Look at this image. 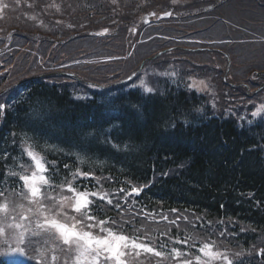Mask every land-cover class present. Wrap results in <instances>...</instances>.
I'll return each instance as SVG.
<instances>
[{
	"label": "trees",
	"instance_id": "1",
	"mask_svg": "<svg viewBox=\"0 0 264 264\" xmlns=\"http://www.w3.org/2000/svg\"><path fill=\"white\" fill-rule=\"evenodd\" d=\"M126 1L107 3L101 0V4H97L95 0H78V6L68 14L81 26L91 24L97 28L101 25L103 30H108L114 43H122L121 47L128 50L132 44L131 27L137 24V15L145 9L146 0ZM156 1L162 8L174 5L182 9L184 17L189 15V12L201 16L212 9L218 13L228 9L226 18L232 21H235L238 15L234 7L223 9L226 4L221 0ZM194 1L198 4L197 8L189 9V4ZM69 2L73 6L75 0ZM185 8L188 9L184 11ZM78 24L68 23L52 30L60 37L54 40V45L49 43L53 46L51 57L52 60L54 58V63L51 65L59 67L68 64L63 58L69 61L86 58L79 55L81 52H73L75 49L88 52L86 42H77L85 31L73 32L74 27H79ZM68 26L71 27L67 28ZM214 28L232 31L220 22L215 23ZM159 42L137 46L133 57L141 61L170 47L165 41L162 46ZM66 52L75 56L67 57ZM50 54L49 52V59ZM165 59L167 60L164 61ZM22 62L21 65L14 66L11 74H8V86H13V89L8 94L6 103L28 87L31 88L30 95L23 104L25 110L13 111L11 107L5 112L6 133L0 134V180H3L4 169L6 173L9 169L17 168L10 162V159L15 162V156L8 152L7 147L10 143L18 142L19 137L12 131L18 127L20 116L25 113V119L35 130L41 132L40 135L44 136L47 142L61 147L62 151L74 158H77L79 153L83 155V167L86 172H91L99 184L106 186L113 204L118 202L121 205L119 211L114 206L104 204V208L100 209V206L96 205L94 212L97 216L110 217L116 225L129 229L130 225L120 223L127 220L135 225L128 213L134 216L132 211L137 206L144 207L147 196V199L158 207L191 210L206 216V222L210 226L204 225L193 230L194 241L196 240L198 247L208 243L213 244L216 249L218 247L226 251L221 243L229 246L232 242L226 238L227 229L232 227V218L244 221L241 224L251 228V235L256 231L253 236L264 237V144L260 145L258 151L253 152L251 146L250 151L246 152L250 134L255 138L264 135V131L253 127L245 129L244 135L230 120L204 119L196 122L188 116L200 106H195L194 97L182 93L180 89L171 91L168 98L164 99L167 96L162 95V88H165L162 77L175 75L178 69L173 51L168 57L161 56L146 62L142 77L145 83L157 88V92L147 100L143 99L144 96L139 90H132L129 85L98 90L93 93L92 99H87L85 94L90 92V84L106 86L102 83H110L108 75L101 76L94 72L100 65L68 67L65 72L74 74L80 82L55 74V86L49 87L30 82L41 73L33 59L25 60L24 57ZM241 62L242 60H238V63ZM251 62L253 64L252 60ZM244 63L247 73H250L252 64L246 60ZM126 70V67L115 70L111 78L116 79L115 77L122 75ZM248 82L254 87L257 81L250 79ZM16 83H19V86L14 88ZM261 95L264 96V92ZM134 105L137 107H133ZM252 131H256L255 135ZM38 149L42 151V147L39 146ZM5 152L9 153L7 159L3 158ZM166 171L170 173L164 175ZM154 175L156 178L151 179ZM106 181L110 182L111 186ZM150 181L155 183L151 184ZM143 183L149 185V193H153L155 199L149 193L142 192L140 196H131L125 200L124 193L119 191L121 188L130 191L131 185ZM246 203H249V207ZM135 219L148 224L149 234L146 233L144 237L147 238L143 239H148L147 244L157 251L161 250L160 246L164 243H167V249L182 251V246L175 243L176 238L186 233L193 235L188 228H182L184 231L179 232L176 226H160L158 221H150L147 217ZM188 237L187 243H184L185 247L197 251L198 247L193 239Z\"/></svg>",
	"mask_w": 264,
	"mask_h": 264
},
{
	"label": "snow or ice",
	"instance_id": "2",
	"mask_svg": "<svg viewBox=\"0 0 264 264\" xmlns=\"http://www.w3.org/2000/svg\"><path fill=\"white\" fill-rule=\"evenodd\" d=\"M144 85L145 82L141 80L140 86L143 87L145 94L154 92L153 88ZM11 107L12 105L0 102V119L4 118L6 110ZM261 113H264V106L258 108L252 115L256 117ZM22 153L27 156L31 164L21 159L19 167L24 170L17 172L9 169L5 177H18L21 184L16 195L27 201L28 205L35 206V209L28 207L24 211V204H14L5 196L4 191H0V197H3L0 200V264H56L58 260L56 255H52L49 262L44 260L47 253L55 251V248L41 247V238L45 244L48 243V238L58 239L65 246L64 251L73 253L65 258L64 264H127L124 257L128 255L139 256L141 252L151 253L158 257L165 255L140 241L138 236L127 234L123 225H116L112 218L107 216L101 218L95 214L93 206L96 201H102L103 204L114 206L117 209L121 205L118 202L113 204L107 192L92 191L87 187L81 189L77 186V178L97 179L91 172L82 171L78 167L71 173V180L65 179L56 183L55 176L59 169L55 160L49 161L34 144L27 142L22 147ZM8 156L7 152L3 154L4 159ZM64 167L69 166L65 164ZM147 186H134L130 191L121 188L119 191L124 193L126 200L131 196H140ZM65 193H71V195H65ZM49 201L51 203H47ZM66 206L70 207L75 215H70L65 211ZM16 208L22 210L19 219L12 215ZM172 211L176 212L175 209ZM146 215L152 214L147 213ZM164 219L168 220V217ZM170 223L175 224L177 220L173 219ZM123 224L131 225L134 229L131 221L126 220ZM175 243L186 244L187 240H176ZM173 251L176 257L188 255L178 249H173ZM197 251L200 255L195 258L196 264H212L221 259L224 264H233L227 254L214 250L213 244L204 243ZM34 252L39 258L33 255ZM202 257H207V260H202ZM184 264H191V261H184Z\"/></svg>",
	"mask_w": 264,
	"mask_h": 264
},
{
	"label": "rangeland",
	"instance_id": "3",
	"mask_svg": "<svg viewBox=\"0 0 264 264\" xmlns=\"http://www.w3.org/2000/svg\"><path fill=\"white\" fill-rule=\"evenodd\" d=\"M162 1V0H161ZM167 2L168 1H170V0H166ZM228 1H230V3H232V0H228ZM246 0H242V2H245ZM235 2V1H234ZM41 6V8H42V5H40ZM224 7H226L225 5L223 6V9H224ZM240 7V6H239ZM243 7V6H242ZM246 8H251V9H256L257 8V6H256V3L255 2H252L251 0H249V7H247V6H245ZM227 8V7H226ZM236 11L237 10H239L238 8H234ZM228 9H224L223 11H220L219 13L220 14H222L224 11H227ZM255 11H258V10H255ZM262 12L264 13V8H263V10H262ZM222 16H223V14H222ZM224 17V16H223ZM260 27H262V26H260ZM208 30H210V29H208ZM259 30H261V29H259ZM183 33H184V31H182ZM213 32H216V33H218V32H220L219 30H213ZM191 33V32H190ZM221 33V32H220ZM193 34V33H192ZM222 34V33H221ZM145 37H148V32L147 33H145V34H142V35H140V37H139V40H142L143 38H145ZM175 38V32H173L172 30H167V32H164V33H162V39H158V40H160V41H162V43L164 42V41H168V39H170L171 41L173 40ZM186 41V40H185ZM122 45V43H118L117 44V46H121ZM144 52V50H142L141 51V53H143ZM250 56H254L255 57V59H256V61H258V62H262V61H264V49L263 48H260L259 46H253L252 48H249V50H248V52H247ZM242 54V53H241ZM232 55H237V53H236V50H232ZM200 57H205V58H207L208 57V55H199ZM167 59H165V61H166ZM248 63H250V64H252V62H251V60H246ZM130 65V64H129ZM262 70H264V69H262ZM261 71V70H260ZM180 75L182 76L183 75V73H181L180 72ZM200 90H203V89H201L200 88Z\"/></svg>",
	"mask_w": 264,
	"mask_h": 264
},
{
	"label": "bare ground",
	"instance_id": "4",
	"mask_svg": "<svg viewBox=\"0 0 264 264\" xmlns=\"http://www.w3.org/2000/svg\"><path fill=\"white\" fill-rule=\"evenodd\" d=\"M249 36H251V34H249ZM251 39L258 40V37L256 35H253V36H251Z\"/></svg>",
	"mask_w": 264,
	"mask_h": 264
}]
</instances>
